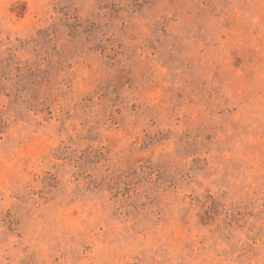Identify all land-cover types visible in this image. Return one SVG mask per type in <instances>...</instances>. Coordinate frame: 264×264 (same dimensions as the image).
<instances>
[{
	"label": "rangeland",
	"instance_id": "374dc122",
	"mask_svg": "<svg viewBox=\"0 0 264 264\" xmlns=\"http://www.w3.org/2000/svg\"><path fill=\"white\" fill-rule=\"evenodd\" d=\"M0 264H264V0H0Z\"/></svg>",
	"mask_w": 264,
	"mask_h": 264
}]
</instances>
